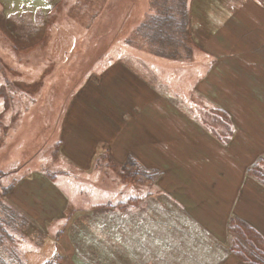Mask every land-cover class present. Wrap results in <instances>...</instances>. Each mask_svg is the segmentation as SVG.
<instances>
[{"label": "rangeland", "instance_id": "374dc122", "mask_svg": "<svg viewBox=\"0 0 264 264\" xmlns=\"http://www.w3.org/2000/svg\"><path fill=\"white\" fill-rule=\"evenodd\" d=\"M152 4L157 1L0 0V251L8 264H42L47 256L50 242L35 227L31 202L42 177L55 180L61 195L87 184L110 197L118 189L126 193L122 201L130 207L121 205V228L110 239L102 229L106 213L75 220L68 230L79 260L73 264H216L215 237L184 222L170 194L175 182L168 186L186 166L183 125L218 132L227 148L236 135L252 156L249 178L264 186V0H186L190 38L175 62L191 66L179 70L158 67L140 33ZM199 71L210 75L190 76L188 91L180 77L187 81ZM114 132L119 138L109 135ZM59 141L62 148L55 149ZM80 149L98 154L89 181L71 162L84 158ZM229 221L223 253L264 264L261 234L243 220ZM190 223L202 226L192 217ZM66 250L61 245L50 264H72Z\"/></svg>", "mask_w": 264, "mask_h": 264}, {"label": "crops", "instance_id": "0c3cea01", "mask_svg": "<svg viewBox=\"0 0 264 264\" xmlns=\"http://www.w3.org/2000/svg\"><path fill=\"white\" fill-rule=\"evenodd\" d=\"M212 52L216 53V51H208V53ZM154 58L157 59L154 61L156 65L165 70H179L184 69L183 66L186 68H190L191 66V64L187 63ZM197 63L198 66L196 68L198 70H205L207 67L205 64ZM114 65H110L111 69H123L122 65ZM209 75L210 73L206 74L203 71H199L193 75L188 73L186 75L188 76L187 81L183 77H180L179 81L181 85H187V90L191 91L192 79L190 76H195L193 81L198 78L204 81ZM214 75L217 77L216 74ZM173 76L163 75L167 79ZM258 100L261 101L262 98H258ZM221 107L225 111L228 110L231 115L233 114L232 107L226 106L224 103H221ZM156 112L159 113L158 110ZM237 127L239 131L240 126L237 125ZM180 129L181 139H183V142L180 141V144L185 145L188 154L183 160L186 166L182 167V173L172 174L169 177L172 182L168 186L175 182L170 186V194L178 200L179 206L176 207L180 209L184 222H187L191 228L204 229L215 237L216 248L220 252V258L216 260V264H243L237 262L236 256L233 254L223 253L222 246H224L223 241H226V237L223 235L226 234L227 222H230L229 220L232 218L243 220L244 224L250 225L252 229L258 231L264 240V186L257 183L253 178H249L247 168L253 165L250 150L240 149L241 143H238V139H236V135L233 136V133L230 139L231 142L229 143L231 146L227 148L228 143H222L224 141L216 131H208L205 128L200 130L192 127L193 130L198 132V134L193 133L192 137L190 126L183 125ZM109 135L119 138V134L115 132L113 135ZM84 136L87 139L91 134L89 135L84 132ZM120 136L122 137V135ZM65 137L68 138L67 133H65ZM99 141H102V139ZM171 145L168 142L166 143V147H171ZM54 146H56L55 149H60L62 148V142L59 141ZM96 156L98 154L88 151V149H80V157L84 158L71 160L72 164L77 166L79 170L77 175L82 180L89 181L94 175L95 171L93 167L97 162ZM150 167L153 168L155 165ZM54 181L51 185V183H48L42 177L40 181V194L34 195L31 201L34 202L35 200L37 206V218H34L36 222L35 227L38 230L42 229L44 238L48 239H45L44 244L46 241L50 242L46 253L47 256L42 257V259L44 258L42 264L52 261V258H56V255H59L58 252L61 245L68 247L69 250L66 251L70 256L69 262L73 264L72 260H79L76 258L75 250L71 247L72 244L70 245L68 242V235L70 236L72 233L71 231L69 233L68 230H73L75 220L85 213V217L91 214L97 217L99 213H106V222L104 216L102 219V229L107 231L109 238L112 230L121 228L118 218L120 217V210L126 208L125 206L124 208L121 207L126 202L122 201L126 198V193L118 189L117 194L114 197H110L109 191H98L94 187L95 185L87 184L88 187L85 189L80 187V189L71 195L66 193L61 195L58 194L55 189L56 187H54L55 185L53 186ZM19 182L20 180H18ZM34 182H37V178L34 179ZM180 182L182 183V191L180 190ZM20 187L23 188V186ZM53 189L56 193L53 192ZM60 196L64 200V206H59V202L61 201ZM103 197L107 200L105 201ZM117 198H119L116 202L117 205H114L116 204L114 200ZM69 203L71 206L66 210ZM12 206L18 207L14 204ZM132 206L135 211L138 209V212H140L139 205ZM168 209H171V206H168ZM68 210L70 216L65 217L64 214ZM22 211L23 213H28L27 210ZM191 217L202 224L203 227L192 225L190 223ZM75 226H77L76 223ZM223 230L225 233H223ZM93 235L95 234L93 233ZM61 241H64V243ZM30 245L34 246L35 243ZM66 263L64 261V264Z\"/></svg>", "mask_w": 264, "mask_h": 264}, {"label": "trees", "instance_id": "16d2710c", "mask_svg": "<svg viewBox=\"0 0 264 264\" xmlns=\"http://www.w3.org/2000/svg\"><path fill=\"white\" fill-rule=\"evenodd\" d=\"M156 1L158 5H151V11L149 12L150 14L147 16L145 21H143V23L146 22V26L144 29L141 27L140 33H142V36L144 39H146V45L150 48V52L153 54V56L165 60L177 61V53L183 52L188 47L186 37L190 38L188 32V10L184 6L186 0ZM248 174L250 175L251 171H248ZM6 190H8L9 193L11 188L8 187ZM8 193L6 194L7 197L10 195ZM21 219L22 217L18 216V221L23 222ZM245 234L249 238V235L247 233ZM11 238V240L15 243L19 237L16 238L15 235V239L12 236ZM248 240L251 239H246V241ZM14 246L16 249L12 259L14 262L19 263L20 258L17 245L14 244ZM5 261L9 260L8 258L6 259L3 252L0 251V264H8ZM50 262L51 261H48L45 264H50Z\"/></svg>", "mask_w": 264, "mask_h": 264}]
</instances>
